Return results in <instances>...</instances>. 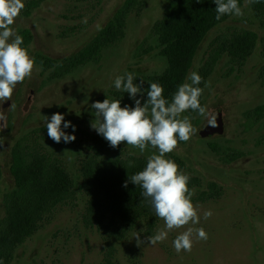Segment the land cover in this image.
I'll return each instance as SVG.
<instances>
[{
    "label": "rangeland",
    "instance_id": "374dc122",
    "mask_svg": "<svg viewBox=\"0 0 264 264\" xmlns=\"http://www.w3.org/2000/svg\"><path fill=\"white\" fill-rule=\"evenodd\" d=\"M30 0H22L24 6ZM168 0H143L144 8L128 18L124 39L103 54L98 65L77 69L63 78L45 80L34 64L32 75L18 83L11 100L0 103V111L6 119L0 120V187L3 191L12 187L9 172V148L12 142L22 139L30 132L31 144L59 161L72 175L79 177L80 163L92 157L100 148L109 155H133L148 158L158 150L148 146L141 154L138 148L126 143L116 148L98 135L90 124L94 110L90 108L120 72L132 71L145 74L160 72L165 62L156 55L154 41L150 37L151 26L161 17ZM124 0H44L41 5L24 16L21 12L12 27L28 28L33 35L30 58L34 54L50 58H62L76 52L95 32L102 27ZM243 15L232 17L225 26L244 28L263 34L261 26L253 18L246 0ZM210 32L195 57V66L207 50ZM140 50H152L142 52ZM194 66V68H195ZM261 56L258 51L250 56L241 71L225 73V61H220L203 90L206 113L218 109L226 117L223 134L201 139L198 126L205 116L184 112L196 130L190 139L165 155L174 161L181 173L215 181L221 186L219 197L204 203L191 201L199 216V223L189 222L181 228L167 230L158 218L154 230L168 232L167 238L155 245L147 243L145 226L139 223L122 242L117 244L116 264H264V144L255 147L259 133L251 129L245 132L243 113L264 104V82L259 79ZM48 73V72H46ZM45 73V76H46ZM12 105V107H10ZM54 113L64 115L65 121L75 125L76 131L66 132L76 137L74 142L57 144L47 135L44 117ZM150 115V114H149ZM225 120H227L225 122ZM62 121V126H63ZM32 130H34L32 132ZM242 135L248 136L242 143ZM208 143H217L245 153L236 161L222 163L223 153L215 154L207 148ZM224 166V168H223ZM245 171V174L242 173ZM9 190V189H8ZM72 202L54 208L44 219L40 229L22 246L16 249L10 264H100L103 260V243L100 233L84 220L85 196L76 193ZM194 197V196H192ZM212 215L205 219L204 213ZM2 204H0V218ZM189 228L193 229L190 252L176 253L173 240ZM203 228L207 240L196 238L195 229ZM137 235L145 241L137 246Z\"/></svg>",
    "mask_w": 264,
    "mask_h": 264
},
{
    "label": "trees",
    "instance_id": "16d2710c",
    "mask_svg": "<svg viewBox=\"0 0 264 264\" xmlns=\"http://www.w3.org/2000/svg\"><path fill=\"white\" fill-rule=\"evenodd\" d=\"M43 1H28L21 13L29 16ZM244 3L245 0H238L241 8ZM247 6L264 30V0ZM215 7L213 0H199V3L197 0H168L161 17L152 24L150 33L156 55L165 62L163 69L152 74L123 71L117 76L126 72L133 73L134 84L143 81L142 90L145 91L150 83H158L164 89L163 97L170 102L180 84L191 83L188 76L195 71L202 77L198 87L202 89L199 100L203 107V90L218 62L225 61V73L222 75L229 76L241 71L248 58L258 51L261 56L258 77L264 82V33L258 35L250 29L225 26L234 15H224L217 20ZM143 8V0H124L108 21L76 52L68 56L50 58L34 54V64H37L40 76L45 80H55L79 68L100 64L105 51L124 39L129 16ZM211 31H214V36L207 40L208 47L201 58V65L195 66L197 51ZM16 33L23 37L21 47L29 54L33 41L31 30L17 28ZM142 52L146 54L152 50H140L138 54L142 55ZM136 98L141 99L143 104L147 96L141 98L138 95ZM104 99L120 100L122 108L125 105L134 107V101L123 90H116L114 83L110 84L97 101L103 102ZM190 111L192 115H199L191 109L185 112ZM243 116L246 124L251 126L245 127L242 122L245 132H250L251 129L255 133L261 132L255 143V147L260 148L264 144V104L245 111ZM61 128L67 130L62 125ZM31 136L30 132L11 143L9 172L13 184L6 191L0 187V260L4 264L12 262L16 249L40 229L44 219L52 214L55 207L72 202L77 198V192L85 196L84 220L89 226L95 227L102 238L103 260L100 264H116L114 258L117 244L140 222L145 226L147 236L154 234L158 217L142 197V189L130 182L132 175L146 167L147 158L128 154L113 156L100 148L95 150L92 157L88 156L80 163L79 177L72 176L39 145L37 148L30 145ZM247 137L242 135L240 141L245 144ZM206 147L217 155L223 153L224 159L218 155L222 163L231 164L245 156V153L237 149L225 148L217 143H208ZM130 161L132 167H129ZM242 173L245 174V171ZM187 176L191 201L204 203L220 196L221 186L215 181ZM126 181L129 182L124 187Z\"/></svg>",
    "mask_w": 264,
    "mask_h": 264
},
{
    "label": "clouds",
    "instance_id": "9594fccd",
    "mask_svg": "<svg viewBox=\"0 0 264 264\" xmlns=\"http://www.w3.org/2000/svg\"><path fill=\"white\" fill-rule=\"evenodd\" d=\"M199 3V0H197ZM259 2V0H246V5ZM216 5V19L224 15H243L238 0H213ZM24 8L22 0H0V103L11 100L14 88L25 78L32 75L34 60L30 58L27 50L21 45L23 37L18 35L12 25L15 18ZM191 83H182L173 94L169 102L163 97L164 89L158 83H150L148 89L142 90L143 81L134 84V74L126 72L114 80L116 90H123L129 99L134 101V107L120 105V100L104 99L103 102H93L90 108L94 110V119L90 127L101 135L112 148L126 143L138 148L143 154L148 146L158 150L147 158L146 167L132 175L130 182L142 189V197L154 210L155 215L162 219L167 230L178 229L189 222L199 223V216L191 202L188 188L189 177L178 170V165L165 158L171 153L179 141L187 142L196 131L188 117L181 114L191 109L199 115H207L205 107L200 104L199 97L202 89L198 85L202 77L195 71L188 76ZM147 96L146 101L141 99ZM12 107V105L10 106ZM150 114V115H149ZM6 117L0 111V120ZM48 137L55 143L63 141L65 144L74 142L76 137L62 130L71 127L76 131L75 125L65 121L64 115L54 113L49 118L44 117ZM215 128L216 120L212 117L208 121ZM131 161L129 167H132ZM129 181L124 183L127 187ZM212 215L211 211L204 213L205 219ZM196 238L207 240V233L203 228L195 229ZM168 232L161 230L155 236L147 238V243L155 245L167 238ZM193 229L179 234L173 240V247L177 254L181 251L190 252L192 249ZM137 246L145 241L137 235ZM0 264H4L0 260Z\"/></svg>",
    "mask_w": 264,
    "mask_h": 264
},
{
    "label": "water",
    "instance_id": "95a60500",
    "mask_svg": "<svg viewBox=\"0 0 264 264\" xmlns=\"http://www.w3.org/2000/svg\"><path fill=\"white\" fill-rule=\"evenodd\" d=\"M212 117H215L216 120L217 126L215 128H212L208 123L209 119H211ZM223 120H224V114L222 113L221 109H218L216 112H211L207 114L204 120L202 121V123L200 124V126H198L197 133L199 137L206 139V138H211L212 136L215 135L223 134V130H224Z\"/></svg>",
    "mask_w": 264,
    "mask_h": 264
},
{
    "label": "flooded vegetation",
    "instance_id": "af4514ba",
    "mask_svg": "<svg viewBox=\"0 0 264 264\" xmlns=\"http://www.w3.org/2000/svg\"><path fill=\"white\" fill-rule=\"evenodd\" d=\"M226 117L224 116V119H225ZM227 120H225V122H226ZM201 138V137H200ZM201 139H204V138H201ZM206 139H208V138H206Z\"/></svg>",
    "mask_w": 264,
    "mask_h": 264
}]
</instances>
